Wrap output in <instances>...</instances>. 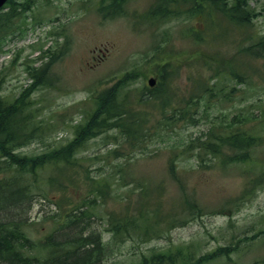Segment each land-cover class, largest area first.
<instances>
[{"label":"rangeland","instance_id":"374dc122","mask_svg":"<svg viewBox=\"0 0 264 264\" xmlns=\"http://www.w3.org/2000/svg\"><path fill=\"white\" fill-rule=\"evenodd\" d=\"M30 1L35 2L18 15L23 23L0 43V91L13 99L28 88L44 126L40 137L18 149L21 154L47 152L74 140L80 125L97 108L98 93L116 85L125 74L133 77L129 88L145 90L149 76H159L154 62L165 57L163 53L174 56V62L190 56L204 65L202 49L212 50L211 43L189 35L191 28L203 31L205 23L199 16L171 13L166 21L148 17L160 2L173 9L170 1L126 0V14L119 16H104L99 9L102 3L107 13L112 0H14V4L22 9L20 5ZM249 2L256 12L250 28L255 38L249 43L254 44L264 35V0ZM50 61L52 85L41 80L36 84L29 68ZM248 63L252 75L247 83L225 80V92L233 101H214L210 106H206L207 99L196 103L195 121L190 120L195 110L188 108L187 118L182 117L172 129L151 134L145 145L129 155L114 157L110 153L116 146V131L110 130L93 138L82 137L76 154L79 161L66 170V176L57 175L59 167L40 169L28 209L29 235L41 236L42 226L51 231L68 205H57L62 190L56 182L46 188L45 196L40 194L50 176L70 181L66 194L81 200L89 193L93 177H99L109 184L102 185L108 193L91 201L99 202L91 212L90 230L111 246L102 264H138L144 255L186 245L199 257L209 256L196 264H264V121L260 119L264 114V57ZM202 64L187 68L183 62L180 75L174 78L181 96L186 95L187 86L193 87L194 76L205 75ZM180 101L187 106V99ZM236 115L249 118V128L263 139L254 146L252 160L223 162L205 153L201 145L197 147L208 139L212 123L224 117L230 122ZM185 149L171 161L177 168L174 177L169 171L171 153ZM253 179L256 184H250ZM144 184L151 191H163L161 213L176 214L177 220L173 225L164 222L161 233L150 240L135 231L115 236L109 228L111 217L138 203ZM247 187L252 188L246 191Z\"/></svg>","mask_w":264,"mask_h":264},{"label":"trees","instance_id":"16d2710c","mask_svg":"<svg viewBox=\"0 0 264 264\" xmlns=\"http://www.w3.org/2000/svg\"><path fill=\"white\" fill-rule=\"evenodd\" d=\"M164 1H170L173 9L160 2L148 17L154 15L153 19L166 21L171 13H188L189 16H199L205 23L203 31L195 28L189 30V35L195 40L211 43L212 50L202 49L204 65L198 58L186 55H183L185 59L174 62V56L163 53L165 57L154 62L155 74L159 75L156 85L146 87L141 92L128 87L133 77L125 74L116 85L105 87L98 93L97 108L80 125L74 140L47 152L19 153L20 147L40 137V133L44 131L42 121L38 120L39 109L34 107L28 88L13 99L0 92V264H102L105 256L109 255L111 246L102 240L97 231L90 230L91 212L99 202L91 201L107 194L108 190L102 185L109 184L99 177H93L89 193L81 200L66 194L71 188L70 181L65 182L56 175L50 176L49 184L45 182L47 185L40 194L45 196L46 188L56 182L62 190L59 204H56L60 208H63V202L68 205L65 212H60L54 220L55 227L51 231L42 226L43 234L33 238L28 233V209L36 192L40 169L59 167L57 175L62 172L66 176V170L74 168L79 161L76 154L80 151L82 137L85 140L110 130L116 131V146L110 153L114 157L127 156L130 151L145 145L146 138L151 134L161 128L172 129L182 117L187 118L188 108L195 110L190 118L195 121L198 108L194 106L196 103L207 99L206 106H210L214 101L229 99V93L225 92V80H234L236 84L247 83V78L252 75L249 73L248 62L264 57V35L256 43L249 44L255 38L251 36L250 28L256 15L249 0ZM34 2L23 3L20 5L22 9L15 6L14 0L3 6L0 11V43L23 23L18 21V15ZM116 3L117 1L113 3V13L122 14L124 10ZM186 4L187 9H181L180 5ZM6 7L8 9L3 11ZM221 45H226V49L221 50ZM183 62H186L187 68L197 67L200 62L204 66L205 75L194 76L193 87L187 86L186 95L181 96L180 87L174 78L180 75ZM34 72H39L43 78L40 79L39 74ZM49 72L50 65L46 63L40 69L30 71V74L37 84L39 80L49 81ZM179 98L187 99V106L182 105ZM229 101H233V98ZM139 102L143 107L137 106ZM235 118L230 122H225V117L217 119L209 129L208 139L197 143V147L201 145L205 153H211L223 162L252 160L254 146L261 144L263 139L249 128L246 123L249 118H242L240 115ZM260 119L264 121L263 112ZM185 151L186 149L171 153L173 156L169 160V171L174 177L178 176L177 168L171 161L182 156ZM135 182L139 186L142 184L140 181ZM250 184H256V180L253 179ZM148 188L144 184L141 199L131 205L129 210L113 214L109 228L115 236L135 231L150 240L161 233L160 225L164 222H170L171 225L175 223L178 218L176 214L169 211L161 213L160 198L163 191H151ZM250 188L252 187H247L246 191ZM89 194L94 197L89 198ZM135 207L139 208L133 210ZM190 248V245H186L150 256L144 255L138 264H196L209 257H199Z\"/></svg>","mask_w":264,"mask_h":264},{"label":"water","instance_id":"95a60500","mask_svg":"<svg viewBox=\"0 0 264 264\" xmlns=\"http://www.w3.org/2000/svg\"><path fill=\"white\" fill-rule=\"evenodd\" d=\"M7 0H0V7L6 2ZM156 82L155 78H150L149 79V84L154 85Z\"/></svg>","mask_w":264,"mask_h":264},{"label":"bare ground","instance_id":"6f19581e","mask_svg":"<svg viewBox=\"0 0 264 264\" xmlns=\"http://www.w3.org/2000/svg\"><path fill=\"white\" fill-rule=\"evenodd\" d=\"M16 196V195H15ZM26 217V216H25Z\"/></svg>","mask_w":264,"mask_h":264}]
</instances>
